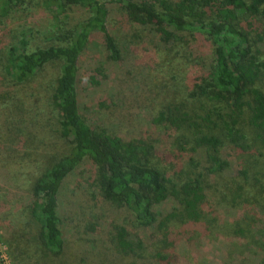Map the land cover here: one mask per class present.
Returning a JSON list of instances; mask_svg holds the SVG:
<instances>
[{
  "label": "trees",
  "instance_id": "trees-1",
  "mask_svg": "<svg viewBox=\"0 0 264 264\" xmlns=\"http://www.w3.org/2000/svg\"><path fill=\"white\" fill-rule=\"evenodd\" d=\"M31 1L0 0V19L12 10L22 11ZM42 1L57 16L74 6L89 12L88 18L67 30L58 21L50 32L53 41L34 49L30 48L32 29L19 24V37L0 61L6 101L15 88L21 85L25 89L39 78L48 64H61L49 104L57 111L68 151L43 155L32 149V123L18 102L17 111L7 116L12 119L5 125L10 157L0 162L10 172L27 169L22 176L28 190L24 189L19 213L34 226L27 241L37 243L42 264L63 263L66 245L58 192L66 176L85 159L95 165L91 185L99 196L127 209L138 227L152 228L157 237L149 250L141 236L117 224L98 249V259L87 257L92 261L89 264H170V252L178 246L174 227H181L178 235L193 248L198 238L213 233L218 214L214 207L207 208L209 197H220L232 208L264 210V0ZM112 3L126 12L130 22L151 27L166 42L159 45L161 62L150 65V86L154 85L156 93L150 105L152 124L169 123L181 132L171 145L158 146L153 139L127 140L106 129L94 130L81 114L79 62L89 43L101 36L108 59L115 63L123 59L121 44L109 27ZM203 48L211 50L208 71ZM188 62L202 69L193 87L181 77L185 72L180 64ZM225 148L247 157L256 170L231 171ZM15 152L22 154L20 159ZM171 171L182 173L181 182L172 178ZM0 179L11 185L9 174L4 172ZM168 200L175 204L162 211L160 206ZM235 233L246 236L244 228ZM12 240L18 241L14 236ZM13 241H7L11 253ZM107 251L112 258L101 255Z\"/></svg>",
  "mask_w": 264,
  "mask_h": 264
},
{
  "label": "rangeland",
  "instance_id": "rangeland-1",
  "mask_svg": "<svg viewBox=\"0 0 264 264\" xmlns=\"http://www.w3.org/2000/svg\"><path fill=\"white\" fill-rule=\"evenodd\" d=\"M31 2L25 4L22 11L12 10L8 16L0 19V61L1 57L3 59L7 55L16 37H19V24H26L32 29L30 48L34 49L47 46L53 41L50 32L55 30L54 25L58 21L67 30L89 16L86 8L77 6L57 16L42 0ZM110 7L109 27L121 44L123 59L118 63L108 59L105 40L101 36L97 35L89 43L79 62L77 81L81 114L94 130L106 129L109 134L127 140L153 139L158 146L171 145L174 139L182 135L181 132L175 131L169 123L162 126L152 124L150 105L156 96L154 85L150 86V65L153 67L161 62L158 61L159 45L163 47L166 42L162 34L151 27L130 22L126 12L117 4L112 3ZM202 52L206 59L205 71H208L211 50L203 48ZM189 63L180 64L182 72H185L181 77L184 76V82L193 87L194 78L202 69ZM60 69V62L48 64L39 78L29 82L25 89L21 85L15 88L6 101L5 84L1 83L2 80L4 83L5 74L0 66V162L10 157L6 152L5 125L7 120L12 119L7 116L17 111L18 102H21L20 110L26 114L28 122L32 123L29 141L32 149L43 155L44 152L59 155L68 151V142L60 134L57 111L49 104L51 86ZM261 84L264 89V78ZM21 114H17V117L20 118ZM223 153L231 161V171L247 173L256 170V166L247 157L236 154L234 149L225 148ZM14 154L18 159L22 156L20 152ZM0 168L9 174L11 181L10 185L0 179V264H42V259L38 258L37 243L27 241L34 226L26 215L19 213L22 212L21 198L26 193L24 189L28 188L22 176L27 169H14L10 172L1 164ZM2 169L0 178L4 174ZM177 172L171 171L170 175L179 183L182 173ZM94 176L95 165L85 159L66 176L59 189L58 212L64 223L66 245L62 264H89L92 261L87 257H96L97 260L98 249L107 242L109 230L120 223L126 225L130 232L141 236L149 250L157 238L152 228L138 227L127 209L102 199L91 185ZM174 204V200H168L160 209L169 211ZM211 207L218 214L216 227L209 238H198L195 248L180 238L178 234L181 227L172 229L178 238V246L170 252V264H264V210L254 206L232 208L222 203L220 197H209L207 208ZM239 228L245 229V237L235 233ZM13 236L18 241H13ZM8 240L13 241L14 253H11ZM233 244L235 246L230 250ZM104 254V258L113 257L108 255L109 251L101 255Z\"/></svg>",
  "mask_w": 264,
  "mask_h": 264
}]
</instances>
